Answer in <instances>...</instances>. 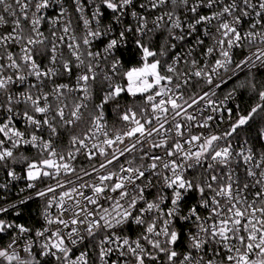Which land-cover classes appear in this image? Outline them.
Here are the masks:
<instances>
[{
  "label": "snow or ice",
  "instance_id": "snow-or-ice-1",
  "mask_svg": "<svg viewBox=\"0 0 264 264\" xmlns=\"http://www.w3.org/2000/svg\"><path fill=\"white\" fill-rule=\"evenodd\" d=\"M71 6L82 35L65 0H0V169L44 200L41 228L0 218V264H264V103L233 120L214 90L264 70V0Z\"/></svg>",
  "mask_w": 264,
  "mask_h": 264
},
{
  "label": "built area",
  "instance_id": "built-area-1",
  "mask_svg": "<svg viewBox=\"0 0 264 264\" xmlns=\"http://www.w3.org/2000/svg\"><path fill=\"white\" fill-rule=\"evenodd\" d=\"M85 3H87V0H85ZM65 6L69 8V12L71 13V18L73 21V27L76 29L77 35H82L83 34V24L81 21L78 19V14L75 13L74 11V6H71V0H65ZM57 9H48L46 12L47 17H53L56 14ZM87 14V13H86ZM243 28L246 30L248 28V23L246 22L243 25ZM42 31L44 32V35L51 38V26L48 23H43L42 25ZM59 34V33H58ZM206 43L210 44L211 41L206 40ZM195 44V40L191 39L189 40L184 46L187 47H192ZM65 55H67V50L64 49ZM179 51V49H178ZM251 51H255V47L251 49ZM200 52V49H197V53ZM249 54V49L247 46H245L243 49H237L235 51L234 55V60L236 63H239L241 60H243L247 55ZM137 63L139 61V56H136ZM231 68H235V63L231 66ZM252 71H257V69H252ZM249 73V70L247 68L243 70L237 69L234 74H232V78L227 80V82L222 85L219 89H214L217 93L218 99H223L224 96L229 92L230 90H233L235 88L232 87V83L235 82L239 77L242 75ZM227 75V74H225ZM217 80L219 79L218 77L216 78ZM208 86L204 85L203 83L197 85L192 89L194 92H199L201 90H207ZM258 103H264L258 99L254 104H252L250 107L247 109H244L241 104L240 100V94L237 89H235V95L233 99L229 100L226 105H224L225 108H230L232 110V119L234 120L237 115L239 114H246L252 107H254ZM205 114H212L210 112H206ZM218 119L213 122V124L216 126L215 130L216 131H223L228 128L229 124L231 123V120L229 119V115L227 112L222 111L221 113L217 114ZM264 126V124H261V127ZM26 156H28L30 159H34L36 157V151L35 149H27L25 150L24 153ZM80 161H83V157H80ZM15 168V171L17 172V175L20 177L24 176V171H25V165L22 164H16L13 166ZM7 183L6 188H0V207H9L10 205H17L16 208H11L9 207V212L0 216L2 219H6L9 221H14L15 223L18 224H23L26 227H30L33 230L37 228H41L44 226V220L42 217V213L44 210V200L40 198L35 197V191L36 189H28L27 188V183L28 181L24 178L17 179V180H10L6 172L2 169H0V184ZM45 183H54V181L47 180L45 179L44 183H39L37 184L38 188H43L45 186ZM23 189V191H22ZM32 197V199H28L26 204H20L19 201L23 200L25 198ZM36 202L38 204L37 208L34 209V212L37 213L35 214V220L32 219L31 217L26 218V223H23L21 221H18L16 218L20 215L23 207L28 205L29 203ZM53 212H55V209H52ZM19 212V215L16 213ZM14 215V216H13ZM34 216V215H33ZM128 235H132L133 238H135V233H126ZM11 234H4L2 236L6 237L8 239L7 243L9 242ZM6 243V244H7ZM115 258V257H113Z\"/></svg>",
  "mask_w": 264,
  "mask_h": 264
},
{
  "label": "trees",
  "instance_id": "trees-1",
  "mask_svg": "<svg viewBox=\"0 0 264 264\" xmlns=\"http://www.w3.org/2000/svg\"><path fill=\"white\" fill-rule=\"evenodd\" d=\"M131 63L132 64L137 63L136 57H134L132 59ZM126 66H130L127 62V57H126ZM252 77H255V81L257 82V90L256 91H252L247 86L248 80L251 79ZM241 85H245V86L241 87ZM232 87L239 91L242 107L244 109H247L248 107H250L252 104H254L259 99L258 92H259V90L264 88V70L252 71V72H249V73L242 75L235 82L232 83ZM124 99H125V101L130 100V98H128L127 96H125ZM262 115H264V114H262ZM108 118H109L110 123H112L113 117H112L111 111H109V113H108ZM250 124H251L250 134H251V136L254 137L256 135V129L261 127V124H262L261 116H257L255 118V120L250 122ZM247 134L248 133H245V135H247ZM37 206H38V204L36 202L29 203L28 205L23 207L20 215L16 219L18 221L23 222V223H26L27 217H31L32 219L35 220V214H37V213L34 212V209H36ZM7 241H8V239L6 237L0 235V245L6 244Z\"/></svg>",
  "mask_w": 264,
  "mask_h": 264
}]
</instances>
